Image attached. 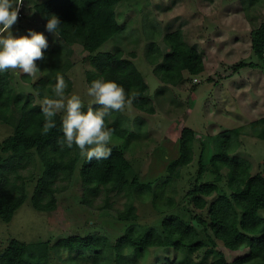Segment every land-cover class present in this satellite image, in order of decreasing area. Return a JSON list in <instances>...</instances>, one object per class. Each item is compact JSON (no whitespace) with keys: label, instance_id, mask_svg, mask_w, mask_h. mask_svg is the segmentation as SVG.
<instances>
[{"label":"trees","instance_id":"obj_1","mask_svg":"<svg viewBox=\"0 0 264 264\" xmlns=\"http://www.w3.org/2000/svg\"><path fill=\"white\" fill-rule=\"evenodd\" d=\"M122 1L127 0H45L35 4L36 11L46 22L52 15L61 21L57 34L62 41L55 43L47 39L48 48L44 50L46 59L37 61L41 70L38 79L32 82L31 77L22 76L32 82L40 97L53 95L52 89L58 75L71 85V80L66 76L74 63L71 55L76 47H81L87 51V58L93 67L88 71L90 83L100 77L114 80L126 92L138 93V98L132 103L134 106L149 113L155 112L149 84L134 60L136 53L132 51L126 56L125 50L120 47L97 51L111 39L117 40L125 31L126 23L119 21L118 13V5ZM262 1L249 0L250 5ZM150 31L152 35L157 33L154 27ZM163 39L170 47L168 53L163 51L156 38L148 43L146 49V58L162 82L177 85L183 82L186 71L193 76L205 70L203 55L186 41L181 28L167 31ZM251 40L255 59L232 65L234 72L245 67L264 69V19L252 28ZM90 104L98 107L85 102L83 110L87 111ZM40 105L34 103L32 93L25 97L23 93L15 91L10 70L0 73V121L14 126L13 133L0 141V218L5 222L12 221L28 198L27 184L21 181L23 178L19 168L25 158L29 160L32 157L34 151L43 164L42 175L31 196L36 209L53 210L58 202V191L67 186L55 185L56 181L59 178L68 180L76 175L81 158L79 150L75 146L68 149L57 144V140L62 138L63 114L56 116L55 129L48 135H41L44 117ZM14 109L19 111L17 117L13 115ZM106 124L114 130L113 135L126 137L129 132L118 119L111 120L110 116L106 118ZM177 132L179 153L168 163L166 170L170 175L167 181L179 176L180 168L194 160L195 140L198 138L196 129L181 125ZM247 134L264 139V117L251 121L249 125L219 132L212 137L219 140L215 151L209 149L211 145L208 139L203 142L199 169L187 191V198L196 208L207 209V215L193 213L190 209V216L167 211L161 223L154 225L136 221L138 212L133 199L136 192L138 198L144 200L143 194L153 188L154 183L163 176L162 173L142 179L137 175L130 178L132 162L123 148L113 144L109 145L112 151L108 159L88 162L84 157L78 176L85 189V203L92 205L88 193H96L100 188L108 193L124 192L128 200L123 208L116 209V217L135 222L114 243L94 234H73L53 241L31 242L14 237L0 250V264H51L52 249L62 248L88 250L92 252L94 264H135L145 257L147 251L154 256L149 259V264H189L177 255L198 250H206L208 255L217 251L215 258L202 264H264V215L261 214L264 210V161L262 169L252 173V161L236 154L242 137ZM225 169L228 189L222 190ZM215 193L217 195L209 200L208 197ZM157 197L158 193H155V202ZM167 203L169 208H173L176 200L169 196ZM112 205L108 195L100 207ZM164 208L160 206V209ZM219 241L226 249L220 248ZM166 249L169 253H164L162 259L161 253Z\"/></svg>","mask_w":264,"mask_h":264},{"label":"rangeland","instance_id":"obj_2","mask_svg":"<svg viewBox=\"0 0 264 264\" xmlns=\"http://www.w3.org/2000/svg\"><path fill=\"white\" fill-rule=\"evenodd\" d=\"M42 1L45 0H24L12 32L15 36L26 35L29 30L41 32L46 39L59 43L62 41L59 35L46 31V21L35 9V4ZM118 13L119 21L126 23L125 31L117 40L111 39L97 51L120 47L125 50L126 56L132 51L136 53L134 60L149 84V95L153 99L155 112L149 113L133 104L124 112L113 111L110 119H118L129 132L126 137L113 135L111 144L123 148L131 160L130 178L137 175L142 179L163 174L153 188L143 194L144 200L134 193L133 200L138 212L136 221L144 225L160 224L167 211L190 216L189 209L205 216L207 209L196 208L187 198V191L199 169L203 142L208 139L211 145L209 149L215 151L219 140L212 137L219 132L239 125H249L251 121L264 117V69L245 67L234 72L232 68V65L242 60L255 59L251 30L264 19V0L251 5L249 0H127L118 5ZM152 27L157 29L155 35L149 33ZM177 28H181L186 41L201 52L205 70L193 76L186 71L183 82L171 85L162 82L154 72L153 65L146 58V49L148 43L156 38L163 51L168 53L170 47L163 39L164 33ZM71 59L74 63L66 75L71 80L66 96L77 94L84 103L93 104L92 98L85 95L91 84L88 71L93 69L87 51L76 47ZM10 73L16 92L23 93L25 97L32 93L34 103H42L44 98L38 95L32 85L38 78H31L30 82L18 70H10ZM209 77H213L212 80ZM13 115L17 117L19 111L14 109ZM181 125L193 127L197 131L194 160L180 168L179 176H173L167 181L170 175L166 170L168 163L179 153L177 131ZM13 131L12 124L0 121V141ZM236 154L252 161V173L260 171L264 161V139L252 134L244 135ZM83 161L84 156L81 155L76 175L71 179L59 178L56 181L55 185L67 186L58 191L56 207L46 211L36 209L31 200L43 171L41 159L34 151L29 160H23L19 173L23 178L21 181L27 184L28 198L12 221L5 222L0 218V250L14 237L31 242L53 241L73 234H94L114 243L127 231L128 226L135 221H123L116 217V209L123 208L128 200L126 193H108L100 188L96 193H88L93 204L85 203V189L78 176ZM226 174L225 169L222 190L228 189ZM155 193H158L156 202ZM108 195L113 205L101 208ZM216 195L208 199L212 200ZM169 196L176 200L173 208L168 207ZM160 206L165 208L160 209ZM261 214L264 215V210ZM219 243L220 248L226 249L221 241ZM164 253L168 254L169 251L163 250L160 256L162 259ZM207 253L206 250H198L185 255L179 253L177 257L189 264H202L217 256V251L214 254ZM91 255L92 252L88 250L52 249L51 264H94ZM115 257L114 250V261ZM153 258V254L147 251L145 257L135 264H149V259Z\"/></svg>","mask_w":264,"mask_h":264},{"label":"clouds","instance_id":"obj_3","mask_svg":"<svg viewBox=\"0 0 264 264\" xmlns=\"http://www.w3.org/2000/svg\"><path fill=\"white\" fill-rule=\"evenodd\" d=\"M23 5L24 0H0V73L18 70L36 79L41 71L37 61L46 59L44 50L48 48V41L43 33L32 30L26 35L13 34L12 28L18 22ZM60 25V19L52 15L47 18L45 29L55 34ZM67 88L64 77L58 75L53 95L45 97L40 105L44 117L41 135H48L56 128L55 118L62 113V138L57 140V144L68 149L75 146L88 162L108 159L114 130L107 126L106 118L113 111L124 112L138 98V93L126 92L114 80L100 77L91 82L85 93L98 107L90 104L84 111L81 96H66Z\"/></svg>","mask_w":264,"mask_h":264},{"label":"crops","instance_id":"obj_4","mask_svg":"<svg viewBox=\"0 0 264 264\" xmlns=\"http://www.w3.org/2000/svg\"><path fill=\"white\" fill-rule=\"evenodd\" d=\"M164 84V83H163Z\"/></svg>","mask_w":264,"mask_h":264}]
</instances>
